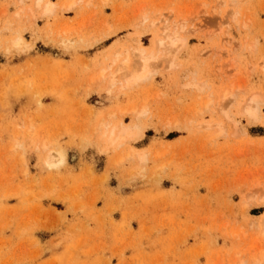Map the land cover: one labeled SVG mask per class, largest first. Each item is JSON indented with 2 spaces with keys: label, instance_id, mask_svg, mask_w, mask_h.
<instances>
[{
  "label": "rangeland",
  "instance_id": "obj_1",
  "mask_svg": "<svg viewBox=\"0 0 264 264\" xmlns=\"http://www.w3.org/2000/svg\"><path fill=\"white\" fill-rule=\"evenodd\" d=\"M38 1L0 0V264H262L264 0Z\"/></svg>",
  "mask_w": 264,
  "mask_h": 264
},
{
  "label": "bare ground",
  "instance_id": "obj_2",
  "mask_svg": "<svg viewBox=\"0 0 264 264\" xmlns=\"http://www.w3.org/2000/svg\"><path fill=\"white\" fill-rule=\"evenodd\" d=\"M36 3L37 2H35V5H36ZM42 3V1L41 0H39L38 1V5H40ZM41 5H43V4H41ZM72 5V4H71ZM54 4L53 3H51V2H47L46 1V3H45V5H43V8H44V10H45V12H47V13H53V10H54ZM40 6H38V8H39ZM38 8H36V9H38ZM42 8V9H43ZM45 16H46V14H45ZM167 29V28H166ZM171 32V31H170ZM169 32V30L167 29L166 30V33H165V37L167 38V39H160L159 40V44H160V46L161 47H163L164 46V44H165V40H169L170 41V43H171V45H172V48H175V46L178 44V43H180L181 41H182V39H180V37L178 36V33L177 32H175L174 31V33L173 32H171L170 33ZM184 39V38H183ZM186 40V39H185ZM138 42V41H137ZM22 43V41H21V39H17V40H15V45H19V44H21ZM139 43V42H138ZM158 44V43H157ZM156 44V46H158ZM13 45V43H11V46ZM15 45H13V48L15 47ZM131 45H133V44H131ZM28 46V45H27ZM137 46V45H136ZM178 46V45H177ZM177 46H176V48H177ZM182 46H184V45H182ZM129 48H130V46H128ZM178 47H180V46H178ZM17 47H15V49H16ZM21 48V47H20ZM165 48V47H164ZM167 48V47H166ZM165 48V49H166ZM172 48H171V51H172ZM175 48V49H176ZM11 49V48H10ZM168 49H169V47H168ZM13 50V49H12ZM17 50V49H16ZM116 50H118V49H116ZM124 50H126V54L124 53V57H127V53H128V51H127V49H124ZM129 50V49H128ZM157 50V49H156ZM129 51H131V49L129 50ZM134 51V52H133ZM133 51H131L130 53H132V54H130V56L129 57H131V55H133V53H135V51H136V53L138 54V57H139V61L140 62H138V63H133L131 60L129 61L128 59H122L121 61H123L122 63H120V65L117 63V65H118V68L115 70V69H113V72H111V71H109L108 72V69L110 70L111 69V67H113V66H111L110 67V65H109V67H107L106 69L107 70H104V71H99L100 73H101V75H99L100 73H98V76H100V77H102V76H106L107 75V72L109 73L108 75H110L109 77H108V83H109V87L111 86V87H113V86H115V85H117V83L118 84H120L121 85V83H119L120 81H118V79H120L121 77L123 78V83L125 84V86L126 87H131V86H135V84H137V83H139V82H143V81H147L148 79H150L151 78V76L153 75V73H154V71H153V64H152V61H154L155 59H156V57L154 56L155 54H153V52L154 51H152V52H150V53H148V51L144 48V47H141L140 45H138V47H136V49H134ZM9 52H11V51H9ZM115 52H117V51H115ZM121 53V52H120ZM135 53V54H136ZM156 53V52H155ZM171 53V52H170ZM134 54V55H135ZM176 54V53H175ZM113 55V54H112ZM111 55V56H112ZM121 55H122V53H121ZM120 55V56H121ZM136 56V55H135ZM172 56V55H171ZM171 56H170V60H171ZM117 57V58H116ZM114 58L116 59H114V60H112L111 59V62L113 61V62H115V61H117V59L119 58V55H115L114 54ZM174 58V57H173ZM169 60V61H170ZM175 60V59H174ZM173 60V61H174ZM172 61V60H171ZM170 61V62H171ZM133 63L131 66H132V69H130V70H128L129 69V65H130V63ZM172 63V62H171ZM110 64V63H109ZM112 64H114V63H112ZM177 64V63H176ZM115 65V64H114ZM117 65H116V67H117ZM153 66V67H152ZM115 70V71H114ZM119 74H121V76L119 77V78H117V76L119 75ZM99 77V78H100ZM121 78V79H122ZM101 79H103V77L101 78ZM123 83H122V85H123ZM189 83L190 82H188L187 84H186V87L187 86H189ZM192 83H194V82H192ZM191 84V83H190ZM192 85L193 84H191V86H189V87H192ZM194 87H195V85H193ZM196 86H198V85H196ZM110 87V88H111ZM198 88V87H197ZM258 98V97H257ZM259 98H260V95H259ZM263 97H261V99H262ZM258 100H260V99H256V98H254V99H252V101L251 102H249V104H248V106L246 107V113H247V115L249 116V117H252V118H255V119H259L260 118V113H259V107H257V105H259L260 104V102L258 101ZM250 101V100H249ZM248 102V101H247ZM259 104H258V103ZM251 103V104H250ZM263 103V100H262V102H261V104ZM260 106V105H259ZM145 111V110H144ZM243 111H244V108H243ZM145 113V112H144ZM245 112H244V114H246ZM112 115V114H111ZM141 115V113H139V116ZM246 115V116H247ZM115 117L116 115H112L111 117ZM247 116V117H248ZM229 118V117H228ZM231 118V117H230ZM135 119V118H134ZM261 119V118H260ZM248 120H249V118H248ZM135 124L134 125H124L123 123H121V125L120 126H116V127H112V129L109 131L110 133V137H111V139H109L108 140V138L106 139V140H108L109 141V143H112V142H117V144L116 145H118V147H120V145L122 146L124 143H126L127 141H130V140H135L138 136H139V128H140V126H138L137 125V118L135 119ZM257 122V121H256ZM107 123L108 122H105V124H106V127L108 126L107 125ZM104 124V125H105ZM120 124V123H119ZM101 125L103 126V124H102V122H101ZM100 126V125H99ZM101 126V127H102ZM98 128V127H97ZM99 130V129H98ZM104 130H106L105 128H104ZM106 132H107V130H106ZM108 135V134H107ZM99 136H101V135H99ZM104 137V136H103ZM108 137H109V135H108ZM109 137V138H110ZM101 138H102V136H101ZM100 140V139H99ZM137 140V139H136ZM107 141V142H108ZM111 141V142H110ZM100 144V143H99ZM108 144V143H107ZM113 144V143H112ZM106 145V144H105ZM132 152H136V151H132ZM132 152H131V154H132ZM137 153V152H136ZM141 153H142V151H141ZM51 154V153H50ZM48 155L46 158V164L47 165H52L53 164V166L55 167L56 165L54 164L56 161L55 160H57V163L59 164V162H61V163H63L62 161H64V155L63 154H61V153H58L57 154V158H56V155H54V157H55V160H54V157H53V155ZM130 154V155H131ZM143 154V153H142ZM137 154V155H139V157H140V159L139 160H141V161H144L145 159V154ZM147 155H148V153H147ZM131 156H133V155H131ZM136 157V156H135ZM137 159V158H136ZM52 160H53V162H52ZM138 160V159H137ZM60 163V164H61ZM66 163V162H65ZM144 163V162H143ZM52 166V167H53ZM142 170V169H141ZM264 195V194H263ZM262 196V195H261ZM264 199V198H263ZM263 226V225H262ZM264 253H262V256L261 257H263L264 255H263ZM263 259V258H262ZM257 262L259 261V259L257 260V259H255ZM264 260V259H263ZM262 260V264H264V261ZM240 264H242V262L240 263ZM259 264V263H258Z\"/></svg>",
  "mask_w": 264,
  "mask_h": 264
}]
</instances>
